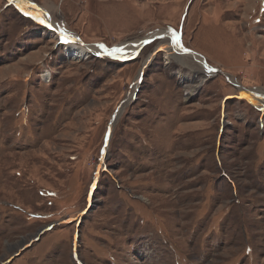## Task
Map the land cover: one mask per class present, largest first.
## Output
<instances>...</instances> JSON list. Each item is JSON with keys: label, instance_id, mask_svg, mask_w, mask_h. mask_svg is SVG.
<instances>
[{"label": "rangeland", "instance_id": "rangeland-1", "mask_svg": "<svg viewBox=\"0 0 264 264\" xmlns=\"http://www.w3.org/2000/svg\"><path fill=\"white\" fill-rule=\"evenodd\" d=\"M31 1L216 72L0 0V264H264V0Z\"/></svg>", "mask_w": 264, "mask_h": 264}, {"label": "bare ground", "instance_id": "bare-ground-1", "mask_svg": "<svg viewBox=\"0 0 264 264\" xmlns=\"http://www.w3.org/2000/svg\"><path fill=\"white\" fill-rule=\"evenodd\" d=\"M12 1L15 4H17L18 7H20L25 13H28L34 19L47 26L52 32L58 34L59 37H61L63 41H65L66 54H69L72 57L85 58L88 55L96 52L100 54L107 53L113 57L127 59L129 57H132L133 54L139 52L140 49L145 44H147V42L157 38L165 39L168 37L171 38L173 42L167 45L159 44L157 45L158 47H156V50L164 49L168 55H176V57L179 58V61L182 64H186L187 58H195L199 60V62L200 61L202 62L209 75H214V73L216 72V68H211L209 65H207L204 58L199 53L189 50L181 51L180 53H178L179 47H178L177 39H174L175 35L172 33V31H165V30L156 31L142 39H136L134 41L124 42L123 44L116 46L115 49H107L103 45H95V44L86 45L80 42L78 36L70 32L66 28L64 23L54 19L50 11L51 6L49 4L48 5L46 4L43 7L33 3L31 0H12ZM154 55H155L154 53L150 55V57L145 61V65H147L148 62L151 61ZM140 80H141L140 78L136 80V83L134 85L135 88L137 87ZM243 91H245L244 93L249 96L251 102L255 103L258 107L264 108V90L244 89ZM130 97L131 96L127 97L126 101L122 104L121 108H123V106L128 102Z\"/></svg>", "mask_w": 264, "mask_h": 264}, {"label": "water", "instance_id": "water-1", "mask_svg": "<svg viewBox=\"0 0 264 264\" xmlns=\"http://www.w3.org/2000/svg\"><path fill=\"white\" fill-rule=\"evenodd\" d=\"M145 66H147V65H145ZM145 66H143V67H145ZM143 72H144V68L141 69V72H140V75H139V76H140V77H139L140 79H141V77H142V75H143ZM235 84H236V86H238L237 83H235ZM109 132H110V129H109ZM107 141H108V138L106 137V142H107ZM53 224H54V223H53ZM53 224H52L51 226H53ZM45 230H47V228H46V229H43V231H45ZM82 264H83V263H82Z\"/></svg>", "mask_w": 264, "mask_h": 264}, {"label": "snow or ice", "instance_id": "snow-or-ice-1", "mask_svg": "<svg viewBox=\"0 0 264 264\" xmlns=\"http://www.w3.org/2000/svg\"><path fill=\"white\" fill-rule=\"evenodd\" d=\"M26 14H28V13H26ZM179 42V41H178Z\"/></svg>", "mask_w": 264, "mask_h": 264}]
</instances>
